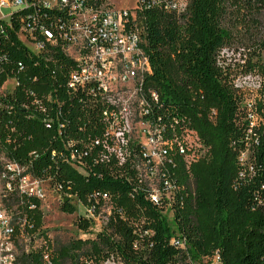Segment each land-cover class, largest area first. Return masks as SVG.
I'll use <instances>...</instances> for the list:
<instances>
[{
    "label": "trees",
    "instance_id": "1",
    "mask_svg": "<svg viewBox=\"0 0 264 264\" xmlns=\"http://www.w3.org/2000/svg\"><path fill=\"white\" fill-rule=\"evenodd\" d=\"M63 20L59 10L37 7L15 11L11 25L0 21V81H17L13 91L0 92V159L48 181L68 215L76 211L73 197L96 216L105 206L111 210L94 240H74L58 250L42 241L20 251L24 241L35 245L43 212L38 200L11 195L6 206L19 235L16 264H83L84 257L97 264L112 258L189 264L216 250L222 264H264V0H147L131 24L151 62L143 89L159 97L154 115L178 119L179 140L184 129L194 131L204 149L190 162L172 151L163 169L176 188L172 226L140 173L142 148L131 141L122 156L111 154L106 102L93 87L69 88L76 64L63 44L36 55L18 37L24 27L59 32ZM225 51L241 63H223ZM249 76L260 84L253 127L246 105L253 92L242 85ZM3 171L0 162V176ZM76 226L93 234L94 220L81 213ZM173 240H184L186 248Z\"/></svg>",
    "mask_w": 264,
    "mask_h": 264
},
{
    "label": "built area",
    "instance_id": "2",
    "mask_svg": "<svg viewBox=\"0 0 264 264\" xmlns=\"http://www.w3.org/2000/svg\"><path fill=\"white\" fill-rule=\"evenodd\" d=\"M146 1L136 0L134 10L130 11L117 8L111 0H0V21L11 25L15 11L37 7L57 9L64 15V20L56 25L59 26V32L42 26L35 33L24 27L19 33V39L36 55L41 54L47 46L63 44L65 53L76 64L69 78V88L75 92L86 86L93 87L92 90L99 93L106 102L103 111L104 135L111 141L106 146L111 154L122 156L131 141L137 142L142 148L145 163L140 167V173L151 191V201L164 208L163 214L172 226L174 212L170 210V205L176 188L166 178L163 169L172 151L178 150L190 162L197 161L204 150L200 154L194 152L196 146L202 148L194 131L184 129L180 141V133L176 132L179 120H166L167 117L154 115L152 107L159 104V97L143 89L144 79L152 72V67L145 51V41L131 24L136 19L140 3ZM172 7L176 8L177 5ZM2 10H9V15H2ZM6 82L0 81L2 93L8 91L3 89ZM257 93L253 92L252 97L246 101L252 112L251 127L259 123L253 112ZM138 122L143 124V130L135 135L134 123ZM46 127L51 128V122ZM140 138L145 141H140ZM71 158L73 162L76 161L75 156ZM241 158L244 161L246 154ZM45 182L48 181L34 178L17 164L9 161L4 163V171L0 176V264H16L19 235L14 218L6 206L10 196L17 194L41 203L48 191L45 190ZM49 188L52 190L51 185ZM71 203L75 209L77 206L82 208L83 215L91 217L94 222L101 218V212L96 216L94 208H85L75 197ZM30 207L34 209L35 205ZM103 208L107 209V218L111 208ZM172 244L186 248L184 240H173ZM44 260L49 261V256H45Z\"/></svg>",
    "mask_w": 264,
    "mask_h": 264
},
{
    "label": "rangeland",
    "instance_id": "3",
    "mask_svg": "<svg viewBox=\"0 0 264 264\" xmlns=\"http://www.w3.org/2000/svg\"><path fill=\"white\" fill-rule=\"evenodd\" d=\"M135 1L136 0H111V2L117 8H126V9H130V11L134 10ZM9 13H10L9 10L1 11V14L4 16L9 15ZM222 59H223V63H225L226 65H230L231 67H234L239 63H241L240 56L234 55L232 52L225 51L222 54ZM262 60L264 62V52L262 54ZM242 85L245 87L246 90H248V92L250 91L257 92L260 89L259 82L257 81V79L252 77H248L247 79H244ZM15 86H16V81L14 79L8 78L7 82L3 85V89L12 91L15 88ZM142 125L143 124L141 122L134 123L135 135H137L139 131L143 130ZM143 140L144 139L140 138V141ZM196 147L197 148H194V152L197 151L199 152L198 154H200V152L204 150L203 148L200 149L199 146ZM0 162L5 163L6 160L1 158ZM43 184L45 190L48 189V191L46 193L45 198L41 200V209L43 212L42 229L38 233L39 235H35V239H36L35 245L33 246L27 245V242L24 241L20 245V251L21 249L23 251L31 247L40 246L42 241L48 243L50 245V248L58 250L61 247L69 245L74 240H79V239H81L82 241H87L88 239L94 240L97 233L102 230L103 222L105 221L107 215V209L103 208L101 211V218L99 217L95 220L93 227V234H85L79 231V229L76 226L77 218L79 215H81L83 209L77 206L75 214L73 215H68L62 212L61 206L63 200L61 196L55 193L53 188L52 190L49 188L50 186L49 182H45ZM89 249H90V245L85 247L83 251H87ZM66 264H73V263L71 261H68ZM83 264H97V262L91 261L88 258L84 257ZM100 264H121V263L119 262V260L112 258L109 261L102 262ZM189 264H222L221 252L219 250L213 251L212 253H210L209 257H203L200 260H198L196 263L190 262Z\"/></svg>",
    "mask_w": 264,
    "mask_h": 264
}]
</instances>
